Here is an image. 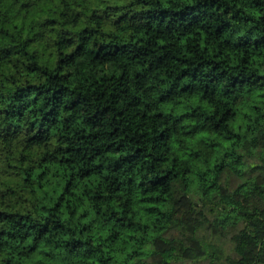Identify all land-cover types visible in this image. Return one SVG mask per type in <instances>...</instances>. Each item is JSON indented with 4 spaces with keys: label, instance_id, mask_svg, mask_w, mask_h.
I'll list each match as a JSON object with an SVG mask.
<instances>
[{
    "label": "trees",
    "instance_id": "16d2710c",
    "mask_svg": "<svg viewBox=\"0 0 264 264\" xmlns=\"http://www.w3.org/2000/svg\"><path fill=\"white\" fill-rule=\"evenodd\" d=\"M0 264H264V0H0Z\"/></svg>",
    "mask_w": 264,
    "mask_h": 264
}]
</instances>
